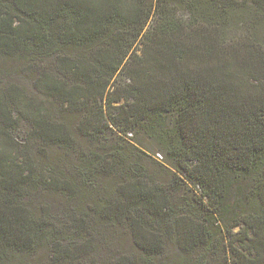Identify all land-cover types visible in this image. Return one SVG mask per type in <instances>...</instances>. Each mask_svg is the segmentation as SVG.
<instances>
[{"label": "trees", "instance_id": "obj_1", "mask_svg": "<svg viewBox=\"0 0 264 264\" xmlns=\"http://www.w3.org/2000/svg\"><path fill=\"white\" fill-rule=\"evenodd\" d=\"M2 1L0 56L29 62L39 72L33 88L80 113L92 140L143 131L161 149L151 157L134 143H103L77 169L39 170L20 148L0 147V264H87L98 248L89 234L116 224L137 240L140 262L164 251L171 229L179 252L170 263L264 264V37L229 38L232 20L263 33L264 0H187L189 20L176 16L177 0ZM153 14L157 24L143 32ZM130 36L151 49L139 55ZM51 60L56 73L41 64ZM118 71L128 84L116 82ZM46 100L0 86V137L27 120L33 135L72 153V124ZM144 157L155 165H142ZM183 189L197 215L177 213ZM50 193L64 199L62 210L38 201ZM213 226L228 239H216Z\"/></svg>", "mask_w": 264, "mask_h": 264}, {"label": "rangeland", "instance_id": "obj_2", "mask_svg": "<svg viewBox=\"0 0 264 264\" xmlns=\"http://www.w3.org/2000/svg\"><path fill=\"white\" fill-rule=\"evenodd\" d=\"M103 3L105 0H101ZM124 1V0H122ZM128 1V0H126ZM156 0H142V3L145 6L150 5L152 2L154 3ZM128 4L132 7L133 4ZM1 6H6L7 3L0 0ZM147 4V5H146ZM130 6H126V9L123 10L124 14H132L133 8ZM148 8V7H146ZM174 9L176 12V16L184 19L189 20L192 16L191 10L189 6H187V0H177L174 5ZM125 14V15H126ZM146 10L145 14L142 13L141 21L143 22L145 16H146ZM127 23L128 20H125V18H122L119 21V24ZM158 22V16L156 14H153L149 19H147V23L145 24L143 32L146 30H152L154 26ZM139 23V24H140ZM138 24V25H139ZM127 25L123 26L122 29H126ZM255 30H258V27L253 28ZM250 33L252 34H258L263 35L264 37V27H263V33L254 32L251 28L240 24H237L234 20L231 22V26L229 27V38L233 37H243ZM151 36V35H150ZM130 40H133V45L131 47V50L136 51L139 55L142 54L143 49L144 50H150L151 45H149V39L144 37H139L138 39L134 40L133 36L129 37ZM151 38V37H150ZM108 43L106 44V47H108ZM131 51V52H133ZM29 62H26L21 56H10V55H1L0 56V86H6V85H13L14 87H19L25 89V91L29 92L32 98L36 102H40V99L45 100L43 103L46 104L48 108L51 109V111L54 113V116L58 119L64 117L69 118L72 127L73 132L75 136V142L74 145L76 149L73 150L71 153L69 150H66L60 146L57 145H49L44 141L43 138H40L38 135L35 136L32 134V127L30 126V123L27 120H22L20 122H17V125L11 128H5L3 129L4 135L0 137V147L1 151L3 150H11L15 148H20L21 151H25L29 156L28 159L30 161H34L35 164H37L39 170L43 168L42 165H46L47 163L55 165L59 169H67V167H72L74 169H77L79 165L81 164L80 157L84 155L85 153H91L93 150L98 149L99 147L103 146V143H105V146H108V143L115 145L116 143H122V145H127L130 143H134L138 145V147H142V149L145 151V155H150L151 157L156 155L159 149H161V145L159 141L155 137H149L148 134L144 133L143 131L134 133L133 139H129L130 136H124L121 138L120 132L115 131L114 133H108L104 134L102 137H106L108 140L100 142L98 140H92L91 138L86 137L81 129H80V123L82 116L80 113H77L76 111H69L65 110L64 106H60V102H58L54 98H47L45 97L40 91L36 90L32 86V82L34 79H36L39 75V72L37 71H30L27 67V64ZM44 65V69H52L53 73H56L55 68V60L49 61V64L47 63H41ZM133 68H135L138 65V61L130 64ZM117 77L116 82L124 85L128 84L130 82L128 76L126 75L125 71H118L116 74ZM123 101V100H122ZM1 131V130H0ZM116 134L120 136L117 137ZM8 135V136H7ZM10 136V137H9ZM105 139V138H103ZM130 141V142H128ZM19 149V150H20ZM142 165L145 167H152V165H155L154 161L151 160L148 157H144L143 160L141 159ZM97 166V164L95 165ZM148 171V170H147ZM114 176V175H113ZM110 176H107L105 178H102V180L106 183L108 181L113 182V180L109 179ZM85 180L80 181L82 185ZM65 198V196H62ZM180 201L181 205L180 208L177 209V213H184L188 212L191 214H198V206H196L193 202L192 195L186 190L183 189V191L180 193ZM183 199V201H182ZM64 199L60 198L59 195L50 193L47 196H40L39 200L43 204H47L49 206V212L54 213L56 211L62 210L61 204ZM115 226V227H114ZM113 227L105 230L103 228H95L92 234H89L90 239H96V246L98 247L97 250H92L89 252L91 255H86V261L87 264H120L122 261H128L127 259H124L122 257H128L133 258L134 263L132 264H150L145 263L144 261L140 262V256L143 254V250L139 247L137 244V240L133 237L130 230L122 226L121 224L114 225ZM213 232L216 234V239H228L224 234V231H220V228L217 226L212 227ZM238 227L234 229V231H237ZM86 235V233H84ZM70 236L71 232L69 230H66L65 236ZM178 237L177 232H174L170 229V232H165L162 241L165 243L164 251L160 253L156 258H154L151 261V264H174L170 263L175 257V254L179 252V249L176 245V239ZM80 239V238H78ZM108 239V240H104ZM208 264H226L224 261L216 263L213 259H210ZM228 264H232L231 260L229 259Z\"/></svg>", "mask_w": 264, "mask_h": 264}]
</instances>
